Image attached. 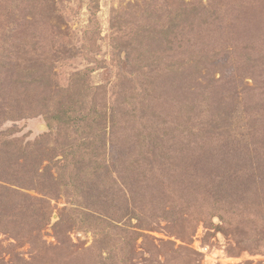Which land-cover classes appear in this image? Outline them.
<instances>
[{"label": "trees", "instance_id": "16d2710c", "mask_svg": "<svg viewBox=\"0 0 264 264\" xmlns=\"http://www.w3.org/2000/svg\"><path fill=\"white\" fill-rule=\"evenodd\" d=\"M158 1L137 32L115 41L116 74L108 83L92 81L95 69L87 67L52 88V65L24 63L38 46L18 56L13 41L0 42V229L15 239L9 264H78L84 258L87 264H133L139 240H156L147 232L166 222L185 239L184 228L215 208L208 195L218 191L203 187L209 181L203 184L191 162L207 146L228 141L220 131L226 124L209 113V99L196 105L179 97L187 81L221 63L215 43L198 48L193 42L196 20L209 36L237 7L224 9L216 0L201 7ZM51 5L54 0H0V13L25 10L42 17ZM112 26L120 32L122 25ZM37 84L47 86L35 106L49 131L26 140L17 127L3 126L8 117L20 119L9 110V92L18 96ZM59 196L66 205L52 224L51 200ZM73 229L91 232L93 243L70 241ZM49 230L56 245L45 239ZM25 244L32 248L30 260L14 252ZM240 248L245 250L243 242Z\"/></svg>", "mask_w": 264, "mask_h": 264}, {"label": "rangeland", "instance_id": "374dc122", "mask_svg": "<svg viewBox=\"0 0 264 264\" xmlns=\"http://www.w3.org/2000/svg\"><path fill=\"white\" fill-rule=\"evenodd\" d=\"M184 1L196 7L205 3V0ZM153 2L54 0V5L42 17L26 15L25 10L23 13L16 10L9 17L2 12L0 42L7 38L13 41L11 50L18 56L30 51L31 45L38 46V54L29 52L24 63L52 65V88L67 85L71 74L87 67L95 69L92 81L108 83L116 74L111 71L115 41L137 32L146 18L145 11L152 10ZM158 2V5L164 4L162 0ZM216 2L222 3L224 9L237 8L230 20L209 36H204L201 19L196 20L198 26L192 40L198 48L205 47L207 40L210 47L215 43L221 63L209 71L205 68L198 78L187 81L179 97L196 105L200 99H209V113L221 115L220 124H226L220 131L228 141L207 146L191 162L197 177L209 181L203 187L218 191L215 197L208 195V202L215 208L206 209L201 221L194 225L190 222L184 228L181 235L185 239L175 235L174 228H168L166 222L161 223L158 231L147 232L156 240H139L136 250L141 254L133 264H264V0ZM112 21L121 23L120 32L113 29ZM29 88L23 93L19 90L18 96L9 92L10 103L14 105L9 110L20 119L8 117L3 126L17 127L18 137L34 140L49 131L40 108L35 106L42 93L46 95L47 86L37 84ZM25 192L40 196L34 190ZM51 205L54 224L66 200L59 196L51 200ZM45 239L54 245L58 243L51 230ZM69 239L79 246H90L94 236L91 232L73 229ZM14 242L10 233L0 229V264L11 263L9 244ZM240 242L246 247L243 251ZM14 252L26 260L32 256L29 244ZM83 260L78 264H87Z\"/></svg>", "mask_w": 264, "mask_h": 264}, {"label": "water", "instance_id": "95a60500", "mask_svg": "<svg viewBox=\"0 0 264 264\" xmlns=\"http://www.w3.org/2000/svg\"><path fill=\"white\" fill-rule=\"evenodd\" d=\"M57 217V215H55V217L54 218H56Z\"/></svg>", "mask_w": 264, "mask_h": 264}]
</instances>
